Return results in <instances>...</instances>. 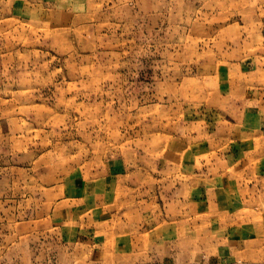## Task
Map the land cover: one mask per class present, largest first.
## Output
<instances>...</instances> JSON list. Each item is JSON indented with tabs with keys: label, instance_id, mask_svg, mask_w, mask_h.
Here are the masks:
<instances>
[{
	"label": "rangeland",
	"instance_id": "rangeland-1",
	"mask_svg": "<svg viewBox=\"0 0 264 264\" xmlns=\"http://www.w3.org/2000/svg\"><path fill=\"white\" fill-rule=\"evenodd\" d=\"M0 264H264V0H0Z\"/></svg>",
	"mask_w": 264,
	"mask_h": 264
}]
</instances>
